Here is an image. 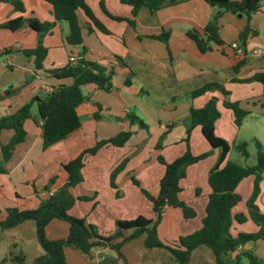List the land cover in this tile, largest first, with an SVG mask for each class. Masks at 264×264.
<instances>
[{"label": "crops", "instance_id": "1", "mask_svg": "<svg viewBox=\"0 0 264 264\" xmlns=\"http://www.w3.org/2000/svg\"><path fill=\"white\" fill-rule=\"evenodd\" d=\"M20 1L24 7L23 13L16 12L9 3L0 1V26L19 17L35 19L39 23L54 22V26L41 39L42 45L47 49L41 69H36L34 57H25L22 54L24 50L36 47V33L26 25L16 31L0 27V54H3L0 58V118L15 113L35 98H45L50 90L53 91L59 85L70 84V79H58L48 73L65 67L70 61L85 60L111 68L114 72L109 92L94 85L81 88L87 99L76 108L80 129L65 141L48 148L63 154L57 160L62 169V165L84 150L94 147L96 143L108 140L120 132L131 133L122 147L106 144L94 155H84L82 181L71 189L74 197L87 200L77 201L68 214L83 219L100 236L112 235L118 222L134 220L140 216L155 220L152 203L141 191L152 198L157 197L159 182L165 170L164 165L157 159L161 158L170 163L186 151V143L183 141L186 138V123L189 109L195 108V103H198L196 109H199L212 96L217 97L219 102L222 101V96L217 92L191 100L187 96L190 92L206 84L216 83L230 92L229 101H238L240 107L249 112L243 122L257 115L264 116V85L232 81L247 79L254 74H264V2L260 11L250 17V26L256 35L247 38L243 47L244 57L238 58L230 44L238 43L241 46L238 35L246 24L243 16L228 13L222 15L218 35L223 46L211 44L212 50L209 52L200 53L196 44L187 37L186 33L190 30L201 33L213 15V9L204 0H188L152 12L141 8L133 18V28L126 22L109 19L101 10L103 5L110 15L131 19L130 8L121 5L119 0H88V7L107 33L97 30L88 32L86 19L81 12H77L83 39L79 46L67 43L68 26L65 22L54 21L50 5L41 0ZM164 33L168 35L166 43L159 39ZM238 62L239 69L233 73L232 68ZM128 72L133 73V78L131 86L126 87L124 80ZM130 89H137L147 102L137 103L134 98L130 99ZM6 91L8 94L4 95ZM182 101L186 102V106L181 114L170 123H163L161 111L174 112L177 103ZM34 106L32 104L30 108L32 117H35L32 114ZM138 112L147 119V124L143 123L145 127H139L131 119L134 116L140 120ZM23 128L26 133L24 142L16 145L9 160L2 163L0 153V165L5 170L4 174H0V221L5 218L7 209L20 210L19 204H30L33 198H38L41 202L49 192H55L66 182L65 172L60 176L49 174L48 193L45 187L43 195L38 192L34 179L38 169L33 168L44 153L41 131L32 119L26 120ZM197 134L195 147L190 145V136L188 138L187 146L193 156L209 151L200 130L195 128L190 132V135ZM11 136V131L1 132L0 145L6 144ZM218 157L219 151L214 150L204 160L189 166L185 179L180 182V199L189 205L192 201L188 200L195 197L202 206L203 214H197L195 208L189 205L195 210L196 218L184 221L179 209H162L156 232L165 247L178 250L180 238L200 229L210 193L207 178ZM116 169L119 170L114 174ZM189 177H193L194 182L186 199L181 186L188 182ZM50 179L53 180L52 183ZM248 181L251 191L252 178H248ZM246 200L243 207H236V212L245 210ZM62 223L64 222L56 220L50 222L46 227V237L50 240L64 239L68 226ZM23 225L24 223L13 229ZM122 234L124 238L128 237L130 231H123ZM142 241L143 237L129 241L120 248L127 264H178L167 248L145 249ZM18 243L24 244V241L14 240L11 244L12 250L7 252V259L5 257L0 262L9 261L13 264L10 253L18 254ZM247 250L253 251L264 264V241L261 240L246 244L229 257L233 258L240 251ZM41 251H36V256L30 262L26 261L22 253L19 254L24 256L25 264H30L42 254ZM63 254L66 264H113L116 258V253L108 248L95 249L90 259L84 258L73 249L66 248ZM187 264L215 263L210 252L204 247H198L189 254ZM240 264H246V261L241 258Z\"/></svg>", "mask_w": 264, "mask_h": 264}, {"label": "trees", "instance_id": "2", "mask_svg": "<svg viewBox=\"0 0 264 264\" xmlns=\"http://www.w3.org/2000/svg\"><path fill=\"white\" fill-rule=\"evenodd\" d=\"M9 3L16 12L23 13L24 7L20 0H0ZM52 8L55 22H65L68 26L66 41L69 45H82V28L78 22L77 12H81L86 19L87 31L97 30L107 33L105 27L95 18L87 5L88 0H41ZM188 0H119L121 5L130 8L131 19H123L110 15L103 5L101 10L111 20L116 22H126L134 27L133 18L141 8H146L150 12L166 7L177 5ZM213 9V15L203 28L201 33L190 30L186 33L192 40L200 53L212 50L211 44L217 47L223 46V42L218 35L219 20L222 15L228 13L235 16H243L246 24L238 35V41L242 48L245 46L247 38L256 35L250 26L252 14L260 11L264 0H204ZM26 25L38 36L36 47L32 50H24L25 57H34L36 69L42 68V63L46 58L47 49L42 45L41 39L49 33L54 26V22L39 23L35 19H23L21 17L8 21L0 26L10 31H16ZM168 35L162 34L159 38L164 43L167 42ZM3 54H0V58ZM241 57H244L241 56ZM238 57V58H241ZM238 62L232 72L239 69ZM58 79H70L68 85H59L51 91L45 98H35L30 103L23 105L15 113L0 118V133L11 131L12 136L4 145H0L2 163L11 157L16 145L24 142L26 133L23 124L26 120L32 119L36 122L41 131L42 150L65 141L76 133L80 127V120L76 114V108L86 101L81 88L86 85H94L98 89L109 92L111 89V78L114 74L111 68H105L96 63L85 60L70 61L61 68L48 72ZM133 73L128 72L124 80L126 87L131 86ZM234 83L248 84L260 83L264 85V74H254L243 80L233 79ZM217 92L222 96L219 102L215 96L210 97L203 107L199 109L190 108L186 123V151L170 163L158 158V162L164 165V175L159 182V192L156 198L150 197L146 192L142 194L152 203V209L156 214L154 221L137 217L134 220L118 222L116 230L112 235L100 236L95 228L85 223L81 218H76L68 214V211L77 201H84L87 198L74 197L71 189L82 181L81 169L83 156L94 155L103 145L109 144L114 147H122L130 132H120L116 136L96 143L90 149L84 150L76 158L62 165V170L66 174V182L58 188L51 196L39 203L36 209L20 211L15 208L6 210V215L0 221V230H10L25 222L31 221L34 225V233L37 244L42 250V254L30 264H66L63 250L73 249L79 252L84 258L90 259L92 253L97 248H108L116 253L113 264H127L125 257L121 254L120 248L127 242L143 237L142 245L145 249L167 248L174 256L178 264H187L189 254L198 247L208 249L214 258L215 264H240L241 258L246 264H263V262L251 250L240 251L233 258L229 255L236 252L246 244L255 243L258 240L264 241V213H261L254 202L260 191V182L264 173V148L258 141H254L256 149V160L252 166H239L227 161L229 147L227 143L215 135V123L220 119L218 110L220 106L224 110L230 111L233 125L239 129L243 119L249 112L242 109L238 101H229L230 92L223 86L210 83L206 84L187 96L195 99L207 93ZM6 91L4 95H7ZM35 104L36 115L30 114L31 105ZM139 127L145 125L136 117L131 118ZM198 128L204 142L208 145L209 151L193 156L188 149V138L192 129ZM238 153L248 157L246 143H240L236 147ZM218 150L219 157L217 163L210 171L207 184L210 193L204 208V217L201 220L200 229L193 234L178 240V250L165 247L158 239L156 228L160 222L161 212L164 207H173L181 211L184 221L196 218L195 210L186 202L180 199V182L185 179L186 169L208 157L212 151ZM119 169L114 171L117 173ZM5 170L0 165V174ZM248 178H252V189L249 198L245 202V210L236 212L235 209L242 201L237 188L239 184ZM50 179V183H52ZM47 192L48 188H44ZM198 191L196 190V193ZM48 193V192H47ZM64 222L68 226L67 236L64 239L50 240L46 237V227L52 221ZM251 222L257 230L251 234L238 233L235 237L230 235L233 223L241 225ZM129 230L130 235L123 237L122 232ZM13 264H25V258L21 254L10 253Z\"/></svg>", "mask_w": 264, "mask_h": 264}, {"label": "rangeland", "instance_id": "3", "mask_svg": "<svg viewBox=\"0 0 264 264\" xmlns=\"http://www.w3.org/2000/svg\"><path fill=\"white\" fill-rule=\"evenodd\" d=\"M133 98L134 100L137 101V103L139 101L143 103L147 102L145 97L142 94L138 93L137 89H130V99ZM185 106H186V102L182 101L177 103V108L174 112L161 111L160 113L161 121L163 123H170V121L174 119V117L181 114ZM194 107H195L194 109H196L198 107V103H195ZM130 110L134 112V110L131 107ZM218 110L221 114V118L215 123L214 126L215 135L223 139L229 147V154L227 157V161L239 166L254 165L256 160V149H255L254 141L255 140L258 141L261 144V146L264 148V116L257 115L254 116L253 119H246L243 122L242 126L239 129H237L233 125V119L231 113L221 108H218ZM32 114L36 115L35 106L32 109ZM138 117L140 118V121L142 123L147 124V119L145 118L144 114L138 112ZM195 138H197L198 140V134L190 135V145H192V147H195L194 146L196 144ZM243 142L246 143V151L248 153L247 158L242 157L236 149L237 145ZM60 157H63V154H58L54 149H46L44 150V153L37 159L33 170L38 169L34 179H35V187L37 188L40 194L43 195L42 192L43 187L50 186L49 179L47 178L49 174L55 173L58 176L64 174V171L59 167L57 162L58 158ZM193 182H194V178L189 177L188 182H186L181 186L182 188H184L186 199L189 197L188 192ZM237 190L239 194L242 195V201L241 203L238 204L237 206L238 208V207H243V202L246 200V198L247 199L249 198L247 197V195L249 193L251 194V191H249L248 179L242 181L239 184ZM250 194L248 196H250ZM188 201H192L189 202L190 203L189 205L195 208L197 214H201V213L203 214L202 206H200L198 199H195L194 197ZM39 203L40 202L38 198H33L30 204L29 202L19 204V209L20 211H24L26 209L28 210L36 209L39 206ZM254 204L261 213H264V174L262 175V181L260 182V191ZM0 211H2V209H0ZM62 224H65L67 226L66 223H62ZM255 228L256 226H254V224H252L251 222H246L241 225H237L233 223L230 229V235L232 237H235L238 233L251 234L255 232ZM21 239L24 241V244L18 243L19 250L21 252H19V250L17 249V253L18 254L22 253V255L26 257L27 262H30L32 257L36 256V251H41L35 239L34 225L31 221H28L24 223L23 227H19L7 231L0 230V260L4 259L5 257H6L5 259H7L8 250L9 249L12 250L11 244L14 242V240L18 242ZM206 250L210 252L208 249ZM0 264H11V263L9 261H6V262H0Z\"/></svg>", "mask_w": 264, "mask_h": 264}, {"label": "built area", "instance_id": "4", "mask_svg": "<svg viewBox=\"0 0 264 264\" xmlns=\"http://www.w3.org/2000/svg\"><path fill=\"white\" fill-rule=\"evenodd\" d=\"M230 48L235 52V55L237 57H241L244 55V49L238 43L230 44ZM256 54H257V52H256ZM50 92H51V90H50ZM51 195H52V192H49L48 196H51Z\"/></svg>", "mask_w": 264, "mask_h": 264}]
</instances>
